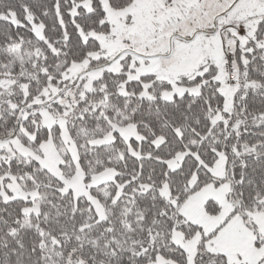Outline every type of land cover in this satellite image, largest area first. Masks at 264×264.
Returning <instances> with one entry per match:
<instances>
[{"label": "snow or ice", "instance_id": "snow-or-ice-1", "mask_svg": "<svg viewBox=\"0 0 264 264\" xmlns=\"http://www.w3.org/2000/svg\"><path fill=\"white\" fill-rule=\"evenodd\" d=\"M0 264H264V0H0Z\"/></svg>", "mask_w": 264, "mask_h": 264}]
</instances>
